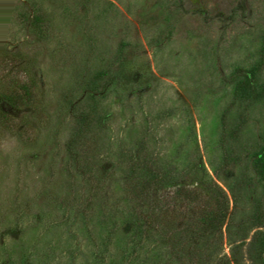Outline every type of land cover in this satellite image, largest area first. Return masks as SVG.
<instances>
[{
    "label": "rangeland",
    "instance_id": "374dc122",
    "mask_svg": "<svg viewBox=\"0 0 264 264\" xmlns=\"http://www.w3.org/2000/svg\"><path fill=\"white\" fill-rule=\"evenodd\" d=\"M24 75L30 102L0 99V264H94L93 225L69 235L64 220L75 203L95 217L101 198L117 207L105 254L113 264L132 204L116 155L148 140L164 202L174 183L212 179L226 190L238 171L220 166L226 110L228 150L263 144L264 99H243L235 86L264 84V0H0V95ZM92 77L101 120L72 155L68 116ZM164 206L165 233L178 213Z\"/></svg>",
    "mask_w": 264,
    "mask_h": 264
},
{
    "label": "trees",
    "instance_id": "16d2710c",
    "mask_svg": "<svg viewBox=\"0 0 264 264\" xmlns=\"http://www.w3.org/2000/svg\"><path fill=\"white\" fill-rule=\"evenodd\" d=\"M40 20L34 15L29 23L36 27ZM27 79L24 75L19 82L9 83L0 95L1 102L11 108L29 103L32 91ZM95 81L94 77L87 81L83 99L70 109L65 140L69 154H74L80 139L101 120L88 87ZM250 83L249 78L237 81L235 89L240 97L250 101L264 99V84L256 88ZM226 111L221 118L223 156L220 166L223 168L231 162L238 168L226 190L212 179L199 180L197 188L184 182L174 183L171 184L173 196L163 202L160 194L165 185L148 140L141 138L131 151L116 155L124 190L132 198V204L126 216L128 234L113 264H264V142L257 151L248 143L242 145V152L228 150ZM241 126L234 129L231 139L238 138ZM255 182L261 183L259 193ZM162 204L178 213L165 233L158 220ZM69 209L64 220L68 234L72 235L70 230L73 231L76 223L86 228L92 224L94 230L87 235L96 244L92 252L94 264H107V245L117 228L116 205L99 199L93 212L96 216L91 218H87L76 203ZM163 238L167 240L164 250Z\"/></svg>",
    "mask_w": 264,
    "mask_h": 264
}]
</instances>
